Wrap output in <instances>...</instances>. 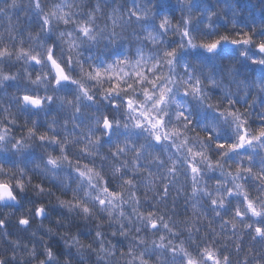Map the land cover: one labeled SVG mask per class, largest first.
<instances>
[{
  "label": "clouds",
  "instance_id": "obj_1",
  "mask_svg": "<svg viewBox=\"0 0 264 264\" xmlns=\"http://www.w3.org/2000/svg\"><path fill=\"white\" fill-rule=\"evenodd\" d=\"M0 264H264V0H0Z\"/></svg>",
  "mask_w": 264,
  "mask_h": 264
},
{
  "label": "snow or ice",
  "instance_id": "obj_2",
  "mask_svg": "<svg viewBox=\"0 0 264 264\" xmlns=\"http://www.w3.org/2000/svg\"><path fill=\"white\" fill-rule=\"evenodd\" d=\"M209 47H215V44H211V45H209ZM27 99V98H26ZM243 139V138H242Z\"/></svg>",
  "mask_w": 264,
  "mask_h": 264
}]
</instances>
